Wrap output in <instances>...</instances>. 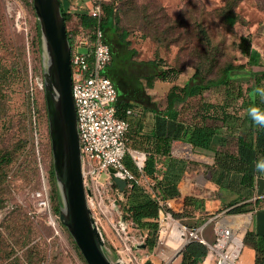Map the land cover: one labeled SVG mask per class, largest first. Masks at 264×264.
I'll return each mask as SVG.
<instances>
[{"label": "rangeland", "instance_id": "374dc122", "mask_svg": "<svg viewBox=\"0 0 264 264\" xmlns=\"http://www.w3.org/2000/svg\"><path fill=\"white\" fill-rule=\"evenodd\" d=\"M116 4L117 34L127 30V39L137 50L136 61L129 62V72L141 75L169 66L180 72V83L184 84L196 68L210 77L218 75L220 67L229 62L246 64L248 69H264V0H117ZM225 11L238 14L246 22L229 25ZM246 28L254 30L251 36L255 47L249 58L237 46ZM68 29L78 31L73 22L68 23ZM114 39L118 56L127 59L126 47L116 41V36H110L111 41ZM153 59L158 62L157 69L148 64ZM46 62L33 1L0 0V264H87L56 209L59 195L45 100ZM120 63L121 59H117L118 66ZM144 79L143 75L141 80ZM238 79L245 87L254 81L252 76ZM125 88L130 87L125 84ZM219 96L217 89L205 93L210 99ZM198 100L192 99L191 103ZM190 173L195 178L191 194L202 195L207 202L206 211L185 208L175 213L181 205L170 199V208L156 220L158 230L154 233L131 221L123 192L115 187L104 190L103 198L91 206L111 259L127 261L132 257L125 264L169 261L186 239V232L181 229L175 251L168 256L160 251L162 221L170 217L188 230V241L197 240L198 235L215 248L218 238H222L219 224L233 216H248L247 225L238 233L243 235V249L249 248L245 237L252 227L255 209L231 213V207L214 204L219 191L209 181L207 169L192 168ZM107 177L103 173L101 180L106 183ZM122 221L125 232L121 237L116 224ZM142 243L145 248L136 247ZM128 244L132 252L125 249ZM244 254L243 259L248 260L249 252L244 250ZM221 257L213 252L212 264H218ZM240 259L241 256L235 262Z\"/></svg>", "mask_w": 264, "mask_h": 264}, {"label": "trees", "instance_id": "16d2710c", "mask_svg": "<svg viewBox=\"0 0 264 264\" xmlns=\"http://www.w3.org/2000/svg\"><path fill=\"white\" fill-rule=\"evenodd\" d=\"M116 1H103L100 25L105 31L113 56L105 74L114 81L118 88L117 115L127 118L126 112L131 107V99L138 102L150 100L141 81L143 75L166 78L168 75H177L178 71L173 67L164 66L163 71L160 72L154 70L141 75L129 72L128 67H132L129 64L136 61L134 57L137 50L131 47V41L127 39L129 36L127 30L117 34ZM62 12L72 48L81 38H87L90 45H93L96 27L99 24L98 19L86 12H70L63 6ZM224 17L231 26L246 22V20L241 21L239 15L234 12L225 11ZM69 22L76 24L78 31L68 29ZM112 35L116 36V41L126 47L127 59L118 56L113 43L115 39L110 40ZM251 35L243 30L237 45L241 53L248 58L252 55ZM117 59L122 61L119 66ZM148 64L157 69V60H149ZM122 73H125L124 77ZM238 76H252L254 81L245 87ZM131 78H134L133 81L127 82V79ZM125 84L130 88H125ZM257 88L264 89V69H248L246 64L229 62L220 67L218 75L214 77L205 75L199 68H196L188 81L182 85L175 84L167 94L166 110L175 117L180 112L181 119L186 124L183 138L193 144L196 152L210 156V163L206 164L207 173L210 179L220 186L222 194L224 196L228 194L230 197V199L226 198L225 206L231 207V213L247 212L250 207V210H253L263 206L264 202V198L252 200L256 190V164L264 159V127L256 125L248 113V109L252 106H257L264 111V97L256 91ZM121 89L124 94H121ZM213 89H217L220 96L217 99L206 98L205 93ZM195 98L199 100L192 104L191 100ZM216 136H220L221 141H216ZM144 173L156 179V168H154L152 158L146 161ZM177 181L178 177L175 176L168 182L176 184ZM159 187L158 182L154 191L167 199V195L163 194ZM125 196L127 198L126 209L135 226L149 229V232H156L158 230L156 220L160 215V206L156 199L138 186L127 190ZM58 207L56 209L59 211ZM146 219L154 220L147 221ZM245 244L255 250L256 264H264V235L249 230L246 233ZM207 253L206 244L192 240L182 250V264H196Z\"/></svg>", "mask_w": 264, "mask_h": 264}, {"label": "built area", "instance_id": "2783aa9c", "mask_svg": "<svg viewBox=\"0 0 264 264\" xmlns=\"http://www.w3.org/2000/svg\"><path fill=\"white\" fill-rule=\"evenodd\" d=\"M89 1L86 13L99 21L94 43L90 45L87 38H81L72 48L71 53L72 92L77 112L84 184L89 191L88 202L90 206H95V201L103 198L105 189L115 187L119 190L112 184L110 170L113 168L115 175L125 179L129 188L143 186L146 188L145 191H149L160 206V217L162 213L167 212L171 204L169 199L151 191L153 183L146 180L144 173L145 156L137 150H131L128 145L131 123L128 117L121 118L117 115L118 90L114 81L105 74L113 56L105 31L100 25L104 0ZM81 47L85 48V51H80ZM134 111L129 108L126 113L132 115ZM127 154L133 158L138 167L137 171L126 164ZM103 173L108 176L106 183L101 180ZM96 220L98 222L97 217ZM124 225L125 223L116 224V230L121 237L125 232ZM196 237L198 241L206 242L204 237H198V235ZM210 248L209 255L213 256L216 250L213 246ZM125 249L132 252V246L129 244L125 246ZM221 258L222 261L220 260L218 264L223 262L224 257ZM130 261L132 257L127 261L124 259L125 263ZM167 263L168 261H165L164 264Z\"/></svg>", "mask_w": 264, "mask_h": 264}, {"label": "water", "instance_id": "95a60500", "mask_svg": "<svg viewBox=\"0 0 264 264\" xmlns=\"http://www.w3.org/2000/svg\"><path fill=\"white\" fill-rule=\"evenodd\" d=\"M32 1L47 56L45 100L60 220L71 233L87 264H125L123 259L113 260L108 255L103 232L87 198L89 191L84 184L77 112L72 92V45L61 0ZM110 171L112 184L125 193L127 181L115 175L113 168ZM136 247L145 248L146 244Z\"/></svg>", "mask_w": 264, "mask_h": 264}, {"label": "crops", "instance_id": "0c3cea01", "mask_svg": "<svg viewBox=\"0 0 264 264\" xmlns=\"http://www.w3.org/2000/svg\"><path fill=\"white\" fill-rule=\"evenodd\" d=\"M61 3L65 10L82 13L86 12L90 1L61 0ZM245 30L250 34L254 33L253 29L246 28ZM253 47H255V44L252 42V49ZM180 75V72H178L177 75H168L166 78L145 76V79L143 81L141 80L150 100L145 102H138L134 99L130 100V108L135 111L132 115H127L126 113L131 123L128 145L131 150H137L144 154L145 164L148 158L153 159L154 168H156L155 175L157 177L155 179L145 174L146 180L153 183L151 191H154L155 185L159 182V188L162 193L167 195L169 200H174L175 204L181 205L179 208L180 211L173 209L175 213L182 212L185 208L196 212L198 210L206 211L207 202L203 200L202 195L191 194L194 188L195 178L190 172H192V168H206V164L210 163L211 158L204 153L196 152L193 144L183 138L184 126L186 124L182 121L180 112L175 117L166 110L168 105V92L175 84L182 85L180 83ZM215 140L219 142V140L221 141V137L216 136ZM192 153L194 157H192ZM125 162L130 168L137 171L138 167L130 154L126 155ZM181 168L183 169L181 170ZM175 176L178 177L176 184L168 182L170 179L173 180ZM209 181L213 182L210 178ZM213 183L215 184L214 189L219 191V197L215 199L214 204L225 206L226 198L223 196L224 194L222 195L220 186L215 182ZM138 187L145 193H149L148 190L145 191V187ZM256 198H264V172L257 171L256 173V190L252 200ZM146 220L153 221L154 219ZM178 225L177 222L167 224V230L162 234L160 245L167 243L168 245H174L176 247L180 243L181 233ZM147 230L150 231L149 229ZM250 230L264 235V202L263 206L255 209L253 224ZM205 240L206 242L204 244L208 247V253L204 258L198 260L196 264H212V255H209L211 245L208 239L205 238ZM182 250L177 252L167 264H182ZM244 250L250 254L247 261L250 264H256L255 250L250 246ZM168 253L166 252V254Z\"/></svg>", "mask_w": 264, "mask_h": 264}, {"label": "bare ground", "instance_id": "6f19581e", "mask_svg": "<svg viewBox=\"0 0 264 264\" xmlns=\"http://www.w3.org/2000/svg\"><path fill=\"white\" fill-rule=\"evenodd\" d=\"M248 216H240V217H230L229 219H225L224 224H219V232L221 233L222 238L219 243L216 245L215 250L221 254L224 259L221 264H247V259H243L244 254V243H243V235L241 234L242 230H244L247 225ZM228 221V223L226 222ZM170 222H177L179 230L183 229L186 234V239L183 243V247L190 241H188V230L177 220L170 217L169 220H163V230L162 234L165 230H167V224ZM241 230L240 233H238ZM191 235V233H190ZM241 235V236H240ZM178 242V241H177ZM170 243V242H169ZM182 247V248H183ZM174 245H168L167 243L160 245V251L164 255H169L174 252ZM166 252H169L166 254ZM245 255V254H244ZM241 256V259L238 263L237 259ZM248 256V255H245ZM243 259V260H242Z\"/></svg>", "mask_w": 264, "mask_h": 264}, {"label": "clouds", "instance_id": "9594fccd", "mask_svg": "<svg viewBox=\"0 0 264 264\" xmlns=\"http://www.w3.org/2000/svg\"><path fill=\"white\" fill-rule=\"evenodd\" d=\"M256 91L260 93L262 97H264V89L257 88ZM248 113L256 125L264 127V111H261V109L257 106H252L248 109ZM256 170L259 172H264V159L260 160L256 164Z\"/></svg>", "mask_w": 264, "mask_h": 264}]
</instances>
